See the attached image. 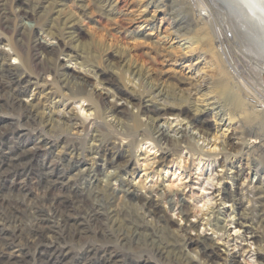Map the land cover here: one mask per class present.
Returning a JSON list of instances; mask_svg holds the SVG:
<instances>
[{"label": "rangeland", "instance_id": "374dc122", "mask_svg": "<svg viewBox=\"0 0 264 264\" xmlns=\"http://www.w3.org/2000/svg\"><path fill=\"white\" fill-rule=\"evenodd\" d=\"M2 1L12 27L26 25L45 45L59 47V67L87 75L95 84L92 94L106 96L120 111L104 114L102 122L108 130H101V137L95 129L85 130L81 124H89L94 117L87 111L88 102L83 103L87 106L83 111L63 95L68 91L60 74L38 70L32 73L36 84L22 95L23 105H35L39 110L31 120L34 126L23 125L24 106L0 107V131L5 125L15 129L0 139V155L6 154L10 145L30 150L36 141L44 144L34 151L28 167L21 164L17 172L0 173V264H142L147 258L153 261L151 264H207L195 244L183 247L180 253L183 233L177 228L187 222L166 199L160 201L161 209L172 223L171 228L156 224L162 238L159 242L153 241L151 234L140 236L133 231L131 219L152 224L156 221L145 214L140 203L124 197L128 184L142 196L156 199L159 193L169 192L175 201L189 207L192 212L188 223L197 224L191 235L214 237L224 257L221 262L227 263L235 255L239 264H264V221H260L262 214L264 217V97H258L255 82L264 81V75L259 77L251 64L253 55H242L228 44L215 26L217 17L204 14L208 5L224 11L231 25L236 23L234 31L248 41L233 17L214 0ZM21 1L27 2V7H22ZM20 8L30 11L31 16H18ZM70 23L77 25L73 34L67 33ZM200 29L212 35L210 45L206 41L194 43ZM150 32L153 35H146ZM114 35L120 36L119 42L113 41ZM0 37V60L25 76L28 68L11 43L13 31L0 25ZM138 41L145 43L134 51L131 47ZM217 61L226 69L224 72L251 89L244 91L250 116L234 109L216 89L220 77ZM100 68L108 69L110 74H102ZM122 68L124 77L120 74ZM129 68L138 75H131ZM106 77L121 81L120 90L108 84ZM180 104L183 109L178 108ZM156 106L173 107L155 116L152 111ZM134 120L142 128L151 129L154 122L165 126L174 139L179 142L184 138L189 146L182 143L169 150L164 144L142 142L139 135L128 146L127 139L122 142L117 137H125L128 132L124 130ZM202 124L208 134L200 129ZM40 132L47 141L37 138ZM233 133L237 146L229 152L226 148ZM114 143L119 152L114 159L120 158V153L129 156V161L118 169L107 164ZM50 161H58L54 174L63 170L65 174H60L64 182L99 213L97 220L88 225L89 230L81 234L68 235L70 231L61 219L53 216L50 201L43 202L46 198L38 178L41 166L48 167ZM98 169L103 175L97 179ZM62 188L57 184L51 192ZM90 189L98 193L90 196ZM224 190H229L232 198L224 199ZM38 203L45 207L43 215L35 211ZM242 214L247 216L245 227L237 222ZM42 221L51 225L44 240L32 234ZM251 226L255 238L249 233ZM97 230L110 240L101 239ZM110 250L121 256L117 263L105 259Z\"/></svg>", "mask_w": 264, "mask_h": 264}, {"label": "bare ground", "instance_id": "6f19581e", "mask_svg": "<svg viewBox=\"0 0 264 264\" xmlns=\"http://www.w3.org/2000/svg\"><path fill=\"white\" fill-rule=\"evenodd\" d=\"M233 1L235 4L240 6L245 11L246 15H244V16H246V17H244V18H245L246 22L249 24V28H251V30L248 29L246 32H247V35L249 36L251 42L249 40L248 41L245 40L239 31H238V33L240 35L234 31V29H236L235 27L237 25H236V23H235V25L233 23V26H234V29H233V26L231 25L232 22L229 21L231 19L227 18L229 16H227L226 13L223 14L224 11H222V13H221V11L220 12L217 11L219 9L216 10L214 8V6L208 5L209 9L205 12L204 15L217 17L218 20H214L215 26L219 31L222 32V35L224 34L226 41L228 42V44L231 47L234 48V51L238 50V52H240V54L245 55V56H247L246 55L247 53L251 54V56L252 55L254 56V57L252 56L254 60L250 61V62L252 65H255V69L257 70L256 72H258L257 73L258 76L262 77L264 75V66L262 65V64H264V56H262L260 54L264 55V51L261 50V46L256 43L254 33H256V31L258 30L260 37H264V0H233ZM21 4H22V7H27V5H28V3L25 1H21ZM3 5H4V2L2 0H0V10H1V12H0V25L3 26L7 31H13L14 39H13V41H11V40L10 41L14 46L15 53L19 57H21L22 62L24 64V66L26 68H28V71H26L27 72L26 75L23 76L17 70L7 66L2 60H0V107L4 106L5 104H8L9 106H11L13 108H17L19 106H24V112H23L24 123H23V125L30 126V127L34 126V124L31 122V120L35 119V113L38 112L39 110H38L37 106H35V105L27 106V105H23V102H22V95L24 94L25 89H27V87H30V85L36 84L33 81V77H32L33 74L32 73L35 70H38L39 72H43V73L60 74L61 80H62L65 88L68 91L67 94H63L64 96H66V99L67 100H73V101H75V103H78L81 106L80 108L83 109V111L85 109H87L86 107L88 106L87 111H90L94 115L93 119L89 122V124L82 123L81 124L82 127L85 130H90L91 128L95 129V131L97 133H99L100 134L99 136L101 137L100 131L101 130L102 131L108 130L106 128V126H104L105 124L102 122V118H105L103 116H104V114L106 115V113H110L109 115L117 114L120 111L117 104L109 103L107 101L106 96H104L102 94H99V95L92 94V87L95 84L91 82L90 78L87 75L77 74V73H74L73 71L72 72L69 71L68 69L60 68L56 62V57H57L58 53L60 52L59 47H50V46L45 45L43 43V41H41V39L36 36L34 30L29 28L26 25L18 24V25H14V27H12L10 22H9L10 20L6 19L7 14L5 13V6L3 8ZM18 16L30 17L31 12L25 8H20V12H19ZM76 26L77 25L75 23H70L67 26L68 27L67 29H69L67 31V33H72V34L75 33L74 30L76 29ZM139 26H142V25H139ZM201 30H203V29H200L199 30L200 32L196 31L197 33L194 37V39H195L194 43L195 42L202 43L203 41H204L203 43H205V41H206L208 43V45H210L211 40H212V35L210 34V32H208V30L205 31V29H204V31H205L204 33H202L203 31L201 32ZM146 35L151 36L153 34L150 32ZM118 37H120V36L114 35L113 41H118L119 40ZM240 38L245 41V42L242 41L245 44H243L241 42ZM0 39H3V38L0 37ZM144 43L145 42L138 41V42L134 43L133 47H131V48L134 51H139L141 49V47L144 45ZM213 49H214V51H216V47ZM238 52H237V54H238ZM118 57H119V55H118ZM243 58H244V60L246 59L244 56H243ZM247 58H249V57H247ZM239 59H241L240 56H239ZM218 61H220V60H218ZM218 61H217V65H216V71H217V69H219L218 71L220 73V77L216 82V85H215L216 89L223 96L224 100L231 102L234 109L240 111L241 114H244L246 116L247 115L250 116L251 111L249 109L248 103L246 102V99L244 96V91H247L246 88L247 89H249V88L244 86L243 84H241L240 81L239 82L235 81V77H232V76L228 75L226 72H224V70L226 71V69H224V67L222 69L220 62H218ZM240 62H242V61H240ZM100 69L102 71V74L103 73L104 74H106V73L110 74L108 69H102V68H100ZM123 69L124 68H122V70L120 71V74L122 76L125 73ZM127 71L128 72L130 71L129 73L131 75H138L137 72L134 71L132 68H129ZM105 80L108 84H110V85L114 86L115 88H117L118 90H120L121 81L113 79L111 77H106ZM258 80L259 79H257L255 81L257 84L256 86H257V91L259 94L258 97L260 98V100L261 99L263 100V97H264V84L263 83H264V81L261 82L260 80L259 81ZM119 85H120V87H119ZM249 90L251 91V89H249ZM119 92L121 93V91H119ZM251 95H253V94H251ZM253 96H255V95H253ZM85 101L88 102V105L86 107L83 104ZM147 107H149V106H147ZM172 107L173 106H166V107L162 106V107L157 108V106H156L152 112H154L155 116H158V115L165 114L168 111V109H171ZM178 108L183 109L184 105L180 104L178 106ZM195 115H198V114H195ZM195 115H194V117H195ZM117 116L118 115H116V118H117ZM119 121H120V118H119ZM153 121H155V119ZM200 129L204 133H207V134L209 133L208 130L204 129V124L201 125ZM124 131L128 132L127 135L125 137H117V138L121 139L122 142H125V139H127L126 143L128 146H131L132 144H134L137 141L138 135L142 137L141 138L142 142L150 140L153 143H157L160 146H162L164 144V145H166V147L169 150H175L176 146L178 148V146H181L182 143L186 144V146H189L187 140H185L183 138L182 140H180L178 142L176 139H174L172 137L168 128H166L165 126H160V125L156 124V122L153 123V126H151V129H150L149 127H143L142 128V125L140 124V122H138V120H134L133 124L131 126L128 125L127 129ZM14 132H15V129L13 127H11V126L6 127V125H5L4 129H1V131H0V139L3 140L9 133L12 134ZM106 133L109 134L108 132H106ZM37 138H44V141H47V139L45 138V136L43 135L42 132L39 133V136ZM234 139H235V135L233 133L230 136V140L232 142L229 141L227 144V148H226V150H228L229 152H233V150L236 149L237 145L235 146V144L233 142ZM43 145L40 144V142L36 141L34 149H30V150L25 149V148L20 147V146H17V145L8 146L7 147L8 152L6 154L1 153L2 155H0V173L4 175L5 173L6 174L9 173L10 171H16L17 172L16 169L19 166H21V164L23 165V167H28L30 160H32L31 158L35 153L34 151L41 150V147H43ZM117 148L118 147L115 146V143L112 147H110L109 150L111 152L109 154L112 155L111 156L112 158L109 157L111 159L108 160V163H107L110 166L114 167L115 169H118L122 165H124V162L126 163V161L128 160V157H129L125 153H120L119 154L120 158L114 159L116 153L118 152ZM116 149H117V151H116ZM109 154L105 153V155H108V156H109ZM57 162L56 161H50L48 167H46L47 165H45V164H43L41 166L42 167L41 169H43V170H42V173H40L41 174L40 177L38 178V184L41 186V189H42L41 191H43V196L46 198L43 202H46V200L50 201L51 206H49V207L53 213V216L61 219L63 226H65V228H67L70 231L68 233V235L70 233H71V235L72 234L74 235L75 233H76V235H77V233L81 234V233L85 232L86 229L89 228L88 225L91 224V222H94L97 220V216H99V213L97 211H95V209L93 208L94 206H92V205L90 206L86 202V198L84 196L77 193L76 190L74 191L72 188L69 187L68 183L64 182V180L61 176V174H62L61 171H63V170L58 172L57 175L54 174V172L57 170V167H59ZM63 174H65L64 171H63ZM96 175H97V179L100 178V176L103 175V170L98 169V172ZM54 176H56V177H54ZM69 180H70L69 182H71V179H69ZM57 184H62L63 188L57 193L51 192L52 188L54 186H56ZM88 191H89L90 196H92V195L95 196V194L98 193L96 191L93 192V189H90ZM223 195H224V199L232 198V194L230 193L229 190H224ZM124 197L127 198L128 200L136 201V202L140 203L142 205V207L145 209V214L153 217L154 220L156 221L155 224H152V223H149L147 220H144V222L141 223V222H137V221L131 219L130 221H131V224L133 226L132 229L134 232H136L137 235L141 236L144 234H151V236L154 238L153 241L159 242V240H161L162 238H160L161 236H159V234L157 233V230L155 229L156 224L159 223L160 226L171 228V226H170V224L172 223L171 217H169L168 213L165 210L161 209L160 201L166 199V202L169 204V206L171 208L177 207V209L179 210L180 217L187 222L184 226H178V228H177L179 232L181 231L183 233V237H182L183 240H182V242H180L181 246H180V248L178 247L180 249V253L182 252L181 249L183 247H188V246L195 244V245H197V247H199L201 249L203 258H204L205 262H207V264H227V263L228 264H239V260L237 259V256H235V255L230 256L227 263L221 262V260L224 259V257L222 256L221 249L219 248L216 241L214 240V237L201 236V235H197V236L191 235V231L197 227L196 223H188L189 216H190L192 211L190 210L189 207H187L183 203H181L179 201H175L171 193H169V192H166L164 194L159 193L158 198L156 199L152 195H143L142 196L141 194H139V192L136 189L132 188L128 184V188L126 189V191L124 193ZM206 201H205V203H208V201L207 202ZM235 202H239V200L238 201L236 200ZM42 203H38L37 207H35L36 213L40 214V215H43V213H45V207ZM32 206H34V205L32 204L30 207H32ZM75 214H76V216H75ZM142 217H144V216H142ZM260 221H262V222L264 221L263 214L261 215ZM237 222H238L240 227L247 226L246 225L247 216H245L243 214L240 215V218L238 219ZM67 229H66V231H67ZM52 230H53V228H52ZM98 230L96 232L98 233V236L101 237V239L103 238V239H106L107 241L110 240L108 235H106L104 232L98 231ZM249 230H250L249 233H251L252 238L257 237L252 226L249 227ZM50 231H51V225H49L48 223H45V222L43 223V221H42L36 225V228L32 231V234H34L36 237H39L40 240H44L45 235ZM17 232H18V230H17ZM106 249H108V248H106ZM156 250L159 251L160 247L158 249H155L154 251H156ZM106 251L107 250H105V252ZM166 252H167V250H166ZM107 253H108V255L106 256L105 259L107 260V262H110V263H114L118 257H121V256H119V253L115 254V252H114V254H113V251H111V250H110V252H107ZM104 254L106 255V253H104ZM159 254H161V256H162L163 252H160ZM164 257H165V255H164ZM4 258L5 257H3L2 259H4ZM263 258H264V256H263ZM105 259H104V261H105ZM151 262H153V261L151 259L147 258V259H144L142 264H151ZM191 262H193V261H191ZM116 263H117V261H116Z\"/></svg>", "mask_w": 264, "mask_h": 264}, {"label": "water", "instance_id": "95a60500", "mask_svg": "<svg viewBox=\"0 0 264 264\" xmlns=\"http://www.w3.org/2000/svg\"><path fill=\"white\" fill-rule=\"evenodd\" d=\"M214 1L217 2L230 16L233 17V20L237 22L238 26L243 30L247 39L250 41V38L247 35L246 31L248 29L251 30V28H249V24L246 22L244 18L246 17L244 16L246 15L245 11L240 6L235 4L233 0H214ZM254 36L256 43L259 44L261 46V50L264 51V37H260L258 30L256 31V33H254ZM260 55L264 56L263 54Z\"/></svg>", "mask_w": 264, "mask_h": 264}]
</instances>
